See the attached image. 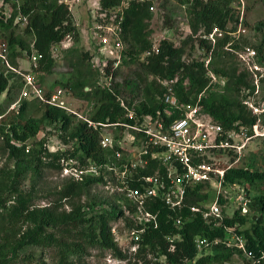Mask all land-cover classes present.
<instances>
[{
    "label": "trees",
    "instance_id": "obj_1",
    "mask_svg": "<svg viewBox=\"0 0 264 264\" xmlns=\"http://www.w3.org/2000/svg\"><path fill=\"white\" fill-rule=\"evenodd\" d=\"M99 1L100 11L108 10L121 2V0ZM178 1L182 6L187 5L186 10L190 16L189 25L193 33H196L200 28L202 29L201 33L206 34L213 27L225 31L230 23L238 22V14L233 4L239 3V0ZM152 5L153 0H128L127 5L123 8L122 39L123 43H128L129 48L124 50L122 62L116 68L112 69L111 60L105 66L106 73L112 70L113 79L110 88L95 83L94 76L99 77V73L97 69L85 63L87 53H81L77 47L71 46L67 50L69 55L65 54L64 56L69 63L67 71L70 72V76L66 82H61V84L76 98L92 103V110L87 119L96 123V127L92 124L89 125L86 120L79 119L74 122L72 115L65 109L39 101L37 102L43 105L41 116L39 118H22L28 103L36 101L25 99L21 101L18 110L14 111L20 116L18 120H15V115L8 122L6 115L0 119V133L2 132L6 136L5 146H8L12 155L24 154L28 145L26 144L27 140L35 136L43 125L46 123L57 124L61 130L67 132L70 140L75 141L68 157H77L81 162L90 160L98 166L100 171L98 176H92L93 178L90 179H86V177L81 180L70 178L60 189L58 202L63 199L69 200L71 210L68 212L48 209L29 212L36 219V225L15 245L8 240L1 239L8 230H5V218L0 213V264L9 263L10 258L16 255L14 249L17 246L21 248L24 246L60 245L59 247L63 248L64 257L67 258L68 255L82 253L88 244L107 246L108 242L112 241L108 222L124 215L123 205L132 210L131 201L123 193L116 191L114 195L118 201V211L117 209L116 211L101 210L90 214L83 210L82 205L73 204L74 199L79 198L84 188L89 184L103 180L102 172L107 164L120 166L126 159L125 156L116 158L113 148L100 146V123L120 122L133 125L140 122L143 115L148 114L155 117L156 114H160L158 118L164 119L168 124L180 114L178 109L173 108L170 116L166 115L165 111L171 106L163 100L162 96L166 86L161 83V80H174L176 77V81H172L171 85L177 101L199 104L205 112L211 115L213 120L224 128L231 127L235 122L239 125L250 126L257 120L264 126V111L259 115L254 114L239 99L240 86L243 82L236 76L237 68L227 62L228 52L223 49L229 40L228 34H225L221 40L216 39L213 45L201 34L196 37L197 45L211 53L210 69L214 74L226 80L222 92H218L209 89L218 87V84L211 83L210 77L207 75L208 69L204 64V57L185 61L182 59L183 49L175 46L167 38L159 40L158 50L153 51L150 39L151 30L149 29V21L152 17L150 6ZM18 16H20L19 20L25 18L24 31L33 36L30 45L26 44L20 36L14 35L12 24ZM163 24L172 27V16L165 14ZM0 28L3 33L8 32L6 43L13 65L17 66L15 60L18 55H24V53L27 55L32 49L41 55L34 68L35 72L52 73L56 66V61L52 56V46L66 37H72L74 42L79 39V31L68 5L59 0H22L18 9L14 10L6 21L0 18ZM233 29L230 28V31ZM256 50L258 56L264 51V31ZM138 54L142 55V59L137 58ZM258 60L262 59L258 57ZM123 65H130L128 73L125 74L127 76L124 77H130L125 85V90L128 92L138 90L140 93V97L134 99L132 104H129L121 96L118 84L114 85V78L117 74H122ZM4 71V67L0 65V97L5 92L8 97L6 103L9 105L14 101L10 98L12 92L17 90L19 93L22 79L20 75L10 70ZM131 78H134L133 81H130ZM184 80H186L185 85L183 84ZM86 85L89 86V89H85ZM138 86L140 89H137ZM120 100L124 102L123 106ZM128 110L132 111V116L126 115ZM1 113L3 111H0ZM15 142L19 144L16 145ZM68 152L69 150H66L61 155H66ZM61 157L58 155L54 159ZM68 157L61 159H69ZM262 162L264 165V154ZM48 165L55 166V163L51 161ZM157 168L161 173L163 172L160 163L150 159L146 167L137 169L130 185L138 186L136 177L152 174ZM17 171L20 173L22 169L17 168ZM15 178L16 175L13 179ZM224 179L227 182L244 183L250 189L259 183L264 184V169L254 168L252 164L245 163L242 166L226 170ZM205 187V184L202 183L189 187L185 198L186 204L180 209L172 210L164 202L158 200L147 203L146 209L157 214V226L150 225L141 234L136 253L153 254L155 261L152 264H225L230 262L234 255L243 257L250 264H264V191L261 194H252L250 217L236 211L232 217L223 219V225L227 226L239 222L242 229L237 231L243 233L246 238V250L250 255L248 258L242 254L240 249L228 247L222 241L213 243L215 238L224 237L226 233L224 226H211L202 218L200 212L190 210V206L198 204L207 197V192L203 191ZM60 206L61 204L58 203V207ZM176 218L181 220L178 225L174 223ZM131 224L132 222H130V226ZM53 229L58 231L63 238L66 237L68 240L71 235L73 239L70 241H63L62 238L56 240L50 232ZM176 234L180 238L174 239V248L170 250L168 236ZM197 237H204L211 243L199 250L195 244ZM9 252L12 253L10 257L8 256ZM162 257L164 259L160 260ZM146 262L150 263V260Z\"/></svg>",
    "mask_w": 264,
    "mask_h": 264
},
{
    "label": "rangeland",
    "instance_id": "obj_2",
    "mask_svg": "<svg viewBox=\"0 0 264 264\" xmlns=\"http://www.w3.org/2000/svg\"><path fill=\"white\" fill-rule=\"evenodd\" d=\"M59 1H64L68 5L79 31V39L77 42H74L72 37H66L61 42L54 44L52 46V56L56 61L54 71L52 73L38 71L36 74L47 94L59 88L63 90L61 98L68 108L65 111L72 115V119L75 122L79 119L84 120V118H88L92 110V103L76 98L61 84V82H66L70 76V72L67 71L69 63L64 56L65 54L67 56L69 55L67 52L68 48L75 46L81 53H87L85 63L97 69L96 63L92 61V58L98 53L99 46L96 43V39L92 37V27L96 21V17L100 13V1ZM21 2L22 0H0V18L6 21L11 13L18 9ZM180 3L178 0H153L152 17L149 21L152 44L158 43L162 38H167L175 46L183 49L182 59L185 61L201 57H208L210 60L211 53L206 52L197 45L196 37L200 34L202 35V29L199 28L196 33L192 32L189 25L190 16L186 10L187 5L182 6ZM233 5L238 14V22L234 24L230 23L225 31L219 28L215 33V39L219 38L221 40L225 34H228L229 40L223 49L228 52L226 55L227 62L237 68L236 76L243 82L240 86L239 99L245 104L248 110L259 115L264 111V51L258 56L256 46H258L262 32L264 31V0H241V2L239 1V3H234ZM165 14L172 16V27H167L163 24V16ZM19 19L20 16L16 17L12 24L14 35L20 36L26 44L30 45L33 36L24 31L26 21ZM230 28L234 29L230 31ZM7 34L8 32L5 34L0 28V42H7ZM127 48H129V45L124 42L118 60L119 64H121L123 52ZM249 49H254L255 55L249 53ZM204 53L205 55L203 56ZM258 57L262 60L259 61ZM100 58H103V56ZM137 58L142 59V55L138 54ZM210 62L211 60L206 67L215 77V81H211L216 82L218 87H210L209 89L222 92V87L226 80L213 73L210 69ZM15 63L23 70L29 69L30 63L25 54L18 55ZM129 69L130 65H123L121 69L122 74L119 73L114 78V85L118 84V89L121 90V96L129 104H132L134 99L140 97V93L138 90L130 92L125 90V85L130 77H124L127 76L125 74L128 73ZM94 78L95 83L102 86L100 77L95 75ZM133 79L131 78L130 81H133ZM176 79L174 77V82ZM236 80L238 81V79ZM183 84H186V80L183 81ZM140 86L137 89H140ZM85 89H89V86L86 85ZM7 98L6 93L3 92L0 97V111L5 113L7 122L14 115L16 116L15 120H18L20 118L17 115L18 113H14L15 110H8ZM10 98L14 100L18 98L17 90L12 92ZM42 108L43 105L41 103L37 101L30 102L22 114V118H39L42 114ZM100 131L110 132L114 141H121L125 145L129 144L130 135L133 134L131 130H126L120 126L114 128L103 127ZM5 139L6 136L1 132L0 213L5 218V230H8V232L3 234L1 239L8 240L15 245L36 225V219L29 212L41 209L56 210L57 212H68L71 210V202L69 200L63 199L61 202H58V192L70 178H73L70 172L67 173L64 171L63 166L72 164L77 170H83L82 177H86V179L98 176L100 171L97 169L98 175L94 174V172L86 173L85 170H91V166L94 165L92 161L86 160L85 162H81L77 157H68L75 141L70 140L67 132L61 130L57 124L46 123L43 125L35 136L27 140L26 144H28V149L21 155H12L9 152L8 146H5ZM66 150H69V152L66 155H61ZM246 153V157L240 160V164L244 165L245 163H249L254 168L264 169L262 162L264 140L250 142ZM58 155L72 159L67 164V161H61L62 157L54 159ZM51 161H54L55 166L48 165ZM17 168L22 169V171L18 173ZM107 168L102 172L103 180L86 186L82 195L74 199L73 204L82 205L83 210L90 212V214L100 212L101 210H119L117 206L118 201L114 195L116 192L115 173L113 171L110 173L107 172ZM15 175L16 178L13 179ZM107 181L110 182L108 187L106 186ZM263 191L264 184L262 183L250 188V192L253 195L261 194ZM58 203L59 205L61 204L60 207H58ZM233 205L235 206V204ZM251 212L247 215L248 217H250ZM108 226L111 229L112 241L108 242L107 246L88 244L84 247L82 253L68 255L67 258L64 257L65 254L62 250L63 248L59 247L60 245H48L45 247L24 246L21 248L17 246L14 249L16 255L10 258L8 264H152L155 261L151 253L142 252L137 254L131 252L129 245L130 218L120 215L117 218L111 219L108 222ZM50 232L56 240L62 238L63 241H70V239H73L71 235L68 240L66 237L63 238L54 229L50 230ZM76 233L78 234V232ZM11 255L12 253L9 252L8 256L10 257ZM163 259V257L160 258V260ZM147 260H150V263H147ZM225 264L250 263L243 257L234 255L230 262Z\"/></svg>",
    "mask_w": 264,
    "mask_h": 264
},
{
    "label": "built area",
    "instance_id": "obj_3",
    "mask_svg": "<svg viewBox=\"0 0 264 264\" xmlns=\"http://www.w3.org/2000/svg\"><path fill=\"white\" fill-rule=\"evenodd\" d=\"M239 1L241 2V0ZM127 2L128 0H121L117 6L101 10L92 27V37L96 39L99 46L98 53H95L92 61L96 63L102 86L107 88L111 87L113 75L112 70L106 73L105 66L109 60L112 61V69L119 65L120 52L124 46L122 21L123 8ZM152 8L153 5L150 6L151 10ZM23 20H25L24 17ZM217 31L218 28L214 27L210 32L202 34V37L213 45L216 41L215 33ZM157 48L158 43L153 44L154 52L158 50ZM248 51L255 55L254 49ZM114 54L115 56H113ZM26 56L30 63L29 69L23 70L20 66L11 63L7 43L0 42V65L4 67V72L10 70L20 75L22 79L18 98L8 105V110L17 111L24 99L36 100L68 110L61 98L62 89L59 88L47 94L39 83L34 68L41 55L32 49ZM101 56L103 58H100ZM208 62L209 58H204L205 66ZM209 75L210 81H215V77L210 71H208ZM172 81L174 80H161V83L166 86L162 96L163 100L171 106L165 111L166 115L170 116L173 108L180 112L170 123L167 124L164 119L158 118L160 114H156L155 117L148 114L143 115L140 122L133 125L120 122L100 123L101 128L120 126L133 132L128 145L118 140L114 141L111 133L107 131H100L99 139L102 148H113L116 158L126 157L120 166L109 163L106 167H108L107 172L115 173L116 191L123 193L133 205L132 210L125 205L122 206L124 216L130 218V222H132L129 245L133 253L138 250L141 234L145 229L150 225L157 226V214L147 210L145 205L150 201L158 200L164 202L172 210L180 209L186 204L188 188L195 184H205L206 187L203 191L207 192V197L198 204L190 206V210L200 212L202 218L211 226L223 225V219L232 217L236 211L244 216L251 212L252 194L249 187H246L244 183L227 182L224 175L226 170L242 166L240 160L246 157L248 144L264 139V126L257 120L250 126L239 125L235 122L231 127L224 128L213 120L211 115L205 112L199 104L179 103L171 85ZM117 98L119 99V97ZM120 101L123 106L124 102ZM126 115L132 116V111L128 110ZM4 116L5 113H1L0 119ZM84 120L88 121L89 125L97 126L87 118ZM15 144L19 143L15 142ZM115 145L117 146L115 147ZM71 159L63 158L61 161H67L69 164ZM150 159L157 160L163 167V172L161 173L157 168L152 174L140 175L136 177L138 186H131L130 181L137 169L146 167ZM63 167L64 171L70 172L74 179L81 180L83 178V170H77L72 164ZM91 167V170H85L86 173L94 172L98 175V166L94 164ZM109 183L107 181V187ZM174 223L180 224V218H176ZM223 226L226 230L224 237L215 238L213 243L222 241L228 247L240 249L242 254L249 258L250 255L245 245L246 238L243 233L237 231L242 229L239 222ZM178 238H180L178 234L168 236L170 250L174 248V239ZM210 243L204 237L195 238V244L199 250L209 246Z\"/></svg>",
    "mask_w": 264,
    "mask_h": 264
}]
</instances>
